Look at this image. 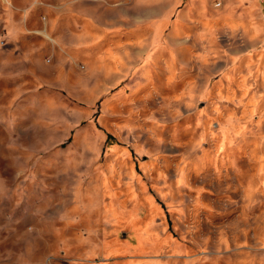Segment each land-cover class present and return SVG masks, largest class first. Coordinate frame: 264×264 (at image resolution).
Masks as SVG:
<instances>
[{
    "label": "rangeland",
    "instance_id": "rangeland-1",
    "mask_svg": "<svg viewBox=\"0 0 264 264\" xmlns=\"http://www.w3.org/2000/svg\"><path fill=\"white\" fill-rule=\"evenodd\" d=\"M6 1L0 264H264V0Z\"/></svg>",
    "mask_w": 264,
    "mask_h": 264
},
{
    "label": "crops",
    "instance_id": "crops-1",
    "mask_svg": "<svg viewBox=\"0 0 264 264\" xmlns=\"http://www.w3.org/2000/svg\"><path fill=\"white\" fill-rule=\"evenodd\" d=\"M5 2H2V3H6L7 1L4 0ZM38 2H31V3H27L25 2V4H16V5H13L12 4V11L11 12H8V9L7 11H5L3 14L5 17H9L8 21H9V28H10V36L12 37V40L14 42H17V41H21V40H25L27 39V36L31 33H27V32H30L29 31V26H28V20L29 18L27 16H25L24 19H21L19 18V16H16L18 13L20 12H24L26 14V12L28 11V8H34L38 5H43V2H41L42 4H37ZM2 5V4H0ZM7 5V4H5ZM7 7V6H6ZM8 12V14H6ZM16 14H15V13ZM3 20V19H1ZM6 20V19H5ZM6 22V21H5ZM1 24V22H0ZM6 26H8V23L6 22Z\"/></svg>",
    "mask_w": 264,
    "mask_h": 264
}]
</instances>
